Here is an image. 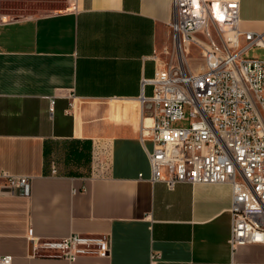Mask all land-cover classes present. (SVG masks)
Segmentation results:
<instances>
[{
	"label": "crops",
	"instance_id": "crops-1",
	"mask_svg": "<svg viewBox=\"0 0 264 264\" xmlns=\"http://www.w3.org/2000/svg\"><path fill=\"white\" fill-rule=\"evenodd\" d=\"M172 18V0H0V174L33 177L30 197L0 194V257L264 264V243L231 244L230 184L151 181L143 80L173 51ZM239 28L264 39V0H239ZM74 233L108 235L110 253L44 245Z\"/></svg>",
	"mask_w": 264,
	"mask_h": 264
},
{
	"label": "built area",
	"instance_id": "built-area-1",
	"mask_svg": "<svg viewBox=\"0 0 264 264\" xmlns=\"http://www.w3.org/2000/svg\"><path fill=\"white\" fill-rule=\"evenodd\" d=\"M218 1L233 28L231 44L220 45L207 31L209 22L219 24L210 13L214 1L172 0L173 51L166 60L156 54L155 75L143 80V86H153L151 97H141L145 120H150L143 137L153 143L148 151L151 181L169 189L181 183L232 186L231 244L236 248L264 243V59L249 56L251 49L264 48V39L240 30L239 0ZM199 33L208 40L201 42ZM197 41L204 44L205 64L194 73L179 56ZM183 121L187 125L175 126ZM0 179V194L31 196L33 177L3 172ZM44 245L70 261L111 251V239L104 234L74 233ZM12 262L11 255L0 257V264Z\"/></svg>",
	"mask_w": 264,
	"mask_h": 264
},
{
	"label": "rangeland",
	"instance_id": "rangeland-1",
	"mask_svg": "<svg viewBox=\"0 0 264 264\" xmlns=\"http://www.w3.org/2000/svg\"><path fill=\"white\" fill-rule=\"evenodd\" d=\"M207 31L215 39V41L219 43L220 45L224 43L231 44V42L228 40L229 39L228 35H226L223 31H221L219 26L216 23L209 22ZM197 38L201 42H205L208 40L205 33H199L197 35ZM200 41L192 42L188 44L183 50V52L180 53V56H179V58L181 57V59L183 60L185 67H187L194 73L201 72L202 67L205 64V56L203 52L204 44L201 43ZM249 56L264 59V50L262 48L255 47L250 50ZM161 57L164 60L170 59V56L167 53H163ZM188 114H189V111L186 109V116H188ZM185 125H187V121L175 123V126H185Z\"/></svg>",
	"mask_w": 264,
	"mask_h": 264
},
{
	"label": "bare ground",
	"instance_id": "bare-ground-1",
	"mask_svg": "<svg viewBox=\"0 0 264 264\" xmlns=\"http://www.w3.org/2000/svg\"><path fill=\"white\" fill-rule=\"evenodd\" d=\"M195 3L197 4L199 0H194ZM211 15H214V18H218L219 20V24L218 26H220V28L229 36L231 37L232 33H233V28L231 26L230 23L225 22V18H224V11L222 10V8L220 7V3L219 2H214L213 5H211V11H210Z\"/></svg>",
	"mask_w": 264,
	"mask_h": 264
},
{
	"label": "trees",
	"instance_id": "trees-1",
	"mask_svg": "<svg viewBox=\"0 0 264 264\" xmlns=\"http://www.w3.org/2000/svg\"><path fill=\"white\" fill-rule=\"evenodd\" d=\"M87 143V146H86V149L88 150V152H89V150H90V147L88 146V142H86Z\"/></svg>",
	"mask_w": 264,
	"mask_h": 264
}]
</instances>
